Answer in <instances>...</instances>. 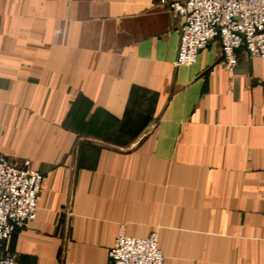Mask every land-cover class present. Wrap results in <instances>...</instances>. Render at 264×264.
Wrapping results in <instances>:
<instances>
[{"label":"crops","instance_id":"crops-1","mask_svg":"<svg viewBox=\"0 0 264 264\" xmlns=\"http://www.w3.org/2000/svg\"><path fill=\"white\" fill-rule=\"evenodd\" d=\"M176 0H0V156L43 174L21 264H264V56L177 63ZM183 1V0H181Z\"/></svg>","mask_w":264,"mask_h":264},{"label":"built area","instance_id":"built-area-1","mask_svg":"<svg viewBox=\"0 0 264 264\" xmlns=\"http://www.w3.org/2000/svg\"><path fill=\"white\" fill-rule=\"evenodd\" d=\"M173 11L183 17L177 63L189 65L213 40L221 43L223 62L234 66L239 52L264 56V0H176ZM43 174L30 159L14 162L0 156V242L24 228L38 211ZM110 264H164L158 233L145 237L121 232L110 249ZM0 264H21L0 256Z\"/></svg>","mask_w":264,"mask_h":264}]
</instances>
